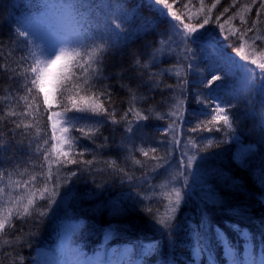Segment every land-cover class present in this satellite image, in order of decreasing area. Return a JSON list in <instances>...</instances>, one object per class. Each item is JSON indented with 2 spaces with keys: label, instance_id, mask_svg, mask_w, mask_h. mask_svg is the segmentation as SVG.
<instances>
[{
  "label": "trees",
  "instance_id": "16d2710c",
  "mask_svg": "<svg viewBox=\"0 0 264 264\" xmlns=\"http://www.w3.org/2000/svg\"><path fill=\"white\" fill-rule=\"evenodd\" d=\"M65 2L0 0V64H7L10 69L9 72L0 71V115L9 107V101L2 99L7 94L5 89L18 90L17 100L11 103L18 113L24 111L25 102L18 99L24 95L20 87L23 80L19 78L13 82L8 76L14 75L13 70H19L22 65L20 57L27 55L30 47L38 45L51 26L60 27L64 17L61 5ZM89 2L105 5L119 3L123 5L127 17L122 23V35L110 37L111 47L102 61L103 74L107 77L104 84L110 86L112 93L111 103L106 102L105 107L115 113L117 121H121L123 114L132 106V94L135 93L138 98L135 106L150 118L139 122L143 127L133 136L126 131L127 121L113 124L107 117L69 113L86 117L80 121L81 125L91 126L105 121L98 125L100 132L92 139L75 130L69 133L77 137L80 147L91 150L85 152L82 158H76L92 160L93 163L68 165L61 171L57 203L43 223L34 218L14 220L16 228L11 230V235L4 237L12 247L5 248L4 254H0V261L11 264L10 260H5V255L19 253L24 257L23 264H57L65 259L64 250L70 248L82 252V259L98 257L101 264H244L245 261L259 264L264 257V202L259 199L264 195V186L258 182L254 172L259 171L264 177V96L261 95L264 80L257 75L255 84L238 94L235 91L238 72L231 61L233 58L241 61L247 55L249 59L244 63L259 74L257 66L251 65V60L264 62V40L257 39L264 37V7H261L264 0H203V3L201 0H179L175 3L168 0L173 5V11L181 14L183 23L198 28L199 39L186 45L191 50L188 59L184 58L185 44L179 43L180 37H174L175 43H160L161 37L167 40L173 31L170 22L176 23L166 14L167 9L163 5H156L154 0ZM214 4L216 7H213ZM115 11V8L105 9L109 13ZM97 15L103 20L100 13ZM205 18L209 23L199 29L198 25ZM108 19L111 22L115 17L109 14ZM123 19L124 16L121 17ZM146 22L150 26L145 30L142 25ZM17 29L27 31V39L20 37ZM156 49L161 51L156 52V59L153 60L152 54ZM189 63L191 69L187 67ZM210 65L215 67L210 70ZM177 70L180 76L176 75ZM213 75L221 79L208 84ZM185 78L189 82L183 93L188 98L184 105L185 123L175 134L182 146L189 137H195L197 147L202 150L196 152L197 161L187 170L190 173L187 176L189 187L183 191L188 195L175 213L171 226L164 228L156 220L168 212L167 193L172 186L183 185L182 177L179 183H169L170 176L176 173L181 148L173 151L172 167L161 168L157 172L153 169L163 161L153 160L152 156H164L165 150L144 157L137 149L160 147L161 141L172 139L174 133L166 135L163 130L174 118L158 119L148 110L155 109L166 116L174 97L182 98L178 84ZM168 85L172 87L168 88ZM139 97L147 99L140 100ZM194 97L204 99V103H197ZM217 97L224 102L230 101L234 106L230 111L234 133L244 145L255 148L245 167L239 166L234 159L235 146L229 142L233 133L226 128L196 133L188 131L197 120L206 121L209 118L206 113L212 112ZM42 100L41 95V105ZM55 100L58 111L62 112L59 97ZM49 115L51 109L45 112L42 107L37 120L18 115L6 117L0 122V168L6 173L13 170L24 173L22 176L13 175V180H27L40 170L42 164L47 171L48 165L43 156L35 152L37 139L41 144L44 139L49 140L45 149H52V168L55 170L57 153L53 146L57 142L52 139V121L47 119ZM21 120L32 127L16 128L12 121L19 123ZM128 120H134L132 113L128 114ZM37 128L40 129L38 138ZM209 140L213 141L212 145L203 150ZM184 150L189 154L196 151L191 146ZM134 160H140L141 164H135ZM113 162L115 166L110 167ZM119 169H124L134 179H128ZM69 170L76 171L77 176L69 178ZM24 190L23 187L17 188L13 194ZM113 202L124 211L115 213ZM147 208L151 209L150 213L144 211ZM231 225L247 230L253 239L245 240ZM73 227L77 228V232L64 247V235ZM217 230L223 233V239L216 235ZM108 232L111 235L106 238ZM146 246H152L154 250L144 256ZM196 246L202 249L198 256L193 252Z\"/></svg>",
  "mask_w": 264,
  "mask_h": 264
},
{
  "label": "snow or ice",
  "instance_id": "6c2138e0",
  "mask_svg": "<svg viewBox=\"0 0 264 264\" xmlns=\"http://www.w3.org/2000/svg\"><path fill=\"white\" fill-rule=\"evenodd\" d=\"M175 2H179V0H174ZM154 3L156 5H163L164 9H167L166 14L172 17V21L176 22H170V28L173 31L170 32L167 40L161 37L160 43H175L174 37H180L179 43L185 44V48L183 49L184 58L188 59V53L191 50L186 45L199 39L197 26L183 23L181 14L173 11V5L169 4L168 0H154ZM201 3H203V0H201ZM184 6L185 8L188 7L187 4ZM213 7H216V5L214 4ZM261 7H264V4ZM61 8L64 12V17L60 22V43L49 47H41L39 45L30 47L27 55L20 57L22 65L19 66V70H13L14 75L8 76V79L13 82L19 78L23 80L20 87L23 89L24 95L19 96L18 99L25 102L24 111L18 113L15 110V106L11 103L17 100V89H13L12 91L5 89L7 94L2 97L4 101H9V107L3 115H0V122L6 117H16L18 115L29 116L33 120H37L41 114V108L43 107L46 112L52 107L53 100L58 96L62 112L54 113V115L60 117L65 126L59 130L61 135L57 137L55 135L57 130L56 122L53 121L52 123V139L58 140V144L53 146L57 153L54 161L56 164L55 170L52 168V149H45V145L49 143L48 139H44L42 144L37 139L35 147V152L42 155L44 162L48 165L46 172L42 164L38 172L31 174L27 180L19 181L13 180V175L19 174L22 176L24 173H17L15 170L6 173L4 169L0 168V185H3L0 186V245H2L0 246V254H4L5 248L12 247L11 242L4 239V237L11 235V230L16 228L14 220L23 221L26 218H34L37 222L43 223L44 218L49 216L53 205L57 203L56 197L60 192V173L62 170L66 169L68 165H92L93 163L92 160L76 158L77 156L82 158L85 152L91 150L80 147L77 137L67 134L70 133V130H75L81 133L82 136L92 139L100 132L98 125H102L105 121H98L97 124L91 126L81 125L80 121L86 117L69 115V113H91L95 116L107 117L113 124L127 121L126 131L132 133L133 136L137 135L143 127L139 122L147 121L150 118L149 115H145L141 109L135 106V101L138 99L135 93L132 94V106L123 114L121 121H117L115 113L109 112V109L105 107L106 102L111 103L112 93L110 86L104 84L107 77L103 74L102 61L104 54L111 47L110 37H120L122 35V23H125L127 19L123 11V5L119 3L105 5L92 3L89 0H66L61 5ZM106 8H115L117 11L112 13L105 12ZM224 11L227 12L228 9L225 8ZM97 13L103 16V20H101L100 15H97ZM109 14L113 15L115 20L110 22L108 19ZM122 16L125 19L121 20ZM217 19L219 18L217 17ZM116 20H120V22H115ZM208 23L209 20L205 18L203 23L198 25L199 29H203ZM149 26L150 24L146 22L142 25V28L146 30ZM220 27L223 28V25H220ZM17 34L25 39L29 36L27 31L20 29H17ZM257 39L264 40V37H257ZM177 46L179 47V44ZM160 51L161 49L154 50L152 54L153 60L156 59V52ZM240 51L243 50L241 49ZM248 59L249 57L245 55L241 58V61H236L234 58L231 61L238 72L235 85V91L238 94L242 93L245 89H250L255 84L257 75H259L260 79L264 80V62L258 63L256 59L251 60V65H256L259 69V74H257L256 69L244 63ZM136 63L139 65V60ZM187 67L191 69V63ZM213 67L215 65H210V70ZM73 69L75 70L73 71ZM0 71L9 72L10 69L7 64H0ZM180 74V71L177 70L176 75L180 76ZM233 74L235 75L236 73ZM184 75L186 77L187 73L185 72ZM220 79V76L213 75L212 79L207 81V83L212 84L213 81ZM188 83V80L185 78L178 84L182 98L181 96L174 97V103L170 105L166 116L155 111V109L148 110L150 113H154L155 118L158 119L174 118L168 128L163 130L166 135L169 132L174 133L172 139L168 142L161 141L160 147H151L147 150L143 147L137 149L144 157H149L150 153H158L161 149L165 150L164 156H152L153 160L163 161V164L157 163L153 169V172H157L161 168H171L173 151L175 148H181L176 165V173L170 176L169 183H172V181L179 183L182 177L183 185L182 187L172 186L167 193L169 198L168 212L156 220V223L164 228L171 226V222L175 219V213L182 201L185 200V196L188 195L183 191L184 188L189 187L187 176L190 173L187 170L192 168L193 164L196 163V152L202 150L197 147L195 137H189L182 146L179 136L175 134L185 123L184 105L188 98L183 93L187 90ZM167 87L171 88L172 86L168 85ZM41 95L43 97L42 105L39 101ZM261 95L264 96V88L261 89ZM50 96L53 98L52 100H50ZM139 99L146 100L147 97H139ZM194 99L197 98L194 97ZM197 103H204V99H197ZM226 103L229 105L228 108L222 107L221 104H215L212 112L206 113L209 118L206 121L197 120L195 126L190 127L188 131L196 133L204 130L220 131L226 128L228 132L234 133L233 120L229 114L231 107L234 106L231 105L230 101ZM129 113L133 114L134 120H128ZM233 115L235 114L233 113ZM47 119L52 120V115L47 116ZM12 122L16 128L23 126L25 129H29L32 127L31 124H26L23 120L19 123L16 121ZM134 122L136 123L135 128H133ZM36 132L38 138L40 129L37 128ZM225 135H227V132ZM129 139H132V137H129ZM212 143L213 141L209 140L207 145H204L203 150H206ZM64 145H67V150H65ZM189 146L196 151L189 154L188 151L184 150ZM134 163L140 165L141 161L134 160ZM109 166L114 167V162L109 164ZM119 171L123 172L128 179H134V177L128 176L124 172V169H119ZM6 176L7 183H5ZM75 176H77V172L69 170V178ZM64 182L67 183V180ZM261 185L264 186V177H261ZM20 187H23L25 190L22 193L14 195L15 189ZM173 195L174 199L172 198ZM259 199L264 202V195L260 196ZM39 201H44V203H39ZM113 204V211L115 213H122L124 211L118 203L113 202ZM8 205H11V207ZM144 211L150 213L151 209L147 208ZM6 226L8 227L6 228ZM231 227L239 232L245 240L253 239L247 230H242L237 225H231ZM21 234H23L22 228ZM110 235L111 232L106 233V238ZM216 235L223 239V233L219 230H217ZM153 250L152 246H146L143 250V255H150ZM201 251L202 249L198 246L193 248L194 255L196 256ZM229 254L231 255V250H229ZM83 255L80 251L68 248L64 250L65 259L62 262L58 261L57 264H101L98 257L95 259H82ZM5 260H10L11 264H23L24 257L16 253L12 256L5 255ZM0 264H4V261H0ZM244 264H248V262L245 261ZM259 264H264V257L261 258Z\"/></svg>",
  "mask_w": 264,
  "mask_h": 264
},
{
  "label": "rangeland",
  "instance_id": "374dc122",
  "mask_svg": "<svg viewBox=\"0 0 264 264\" xmlns=\"http://www.w3.org/2000/svg\"><path fill=\"white\" fill-rule=\"evenodd\" d=\"M60 38H61L60 27L51 26L45 32L44 36L40 39V41L38 42V45L41 47H49V46L54 45V44L58 45L60 43ZM52 99L53 98L50 96V100H52ZM215 104H221L222 107H226V108L229 107V105L226 102L222 101L221 98H219V97L215 98ZM57 107L58 106L56 104V100H53L52 107L50 108L51 109V115L53 117V119L51 121H52V123H53V121L56 122V129L57 130L55 132V135L57 137H60L61 133L59 130L62 127H64L65 125L63 124L60 117H58L57 115H54V113H60L58 111ZM67 135H69V134H67ZM56 142L58 144V140H56ZM229 142H231L235 146L234 159H235L236 163L239 166L245 167L246 162H247V158L254 153L255 148L253 146L244 145L242 143L240 137L236 133H233L232 137L229 139ZM66 146L67 145H64L65 150H67ZM254 175H255L256 179L258 180V182L261 183L262 174L259 171H255ZM76 232H77V228H74V227L70 228L69 230L66 231V233L64 235V247H67V245L69 244L70 240L74 237Z\"/></svg>",
  "mask_w": 264,
  "mask_h": 264
},
{
  "label": "bare ground",
  "instance_id": "6f19581e",
  "mask_svg": "<svg viewBox=\"0 0 264 264\" xmlns=\"http://www.w3.org/2000/svg\"><path fill=\"white\" fill-rule=\"evenodd\" d=\"M60 112V111H59ZM149 149V148H146V150Z\"/></svg>",
  "mask_w": 264,
  "mask_h": 264
}]
</instances>
